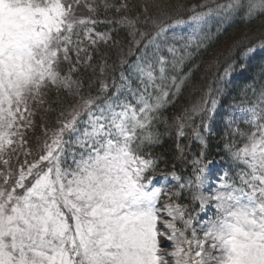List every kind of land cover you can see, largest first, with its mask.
<instances>
[{"label": "snow or ice", "instance_id": "obj_1", "mask_svg": "<svg viewBox=\"0 0 264 264\" xmlns=\"http://www.w3.org/2000/svg\"><path fill=\"white\" fill-rule=\"evenodd\" d=\"M238 7L264 15V0H229L207 12L194 7L184 51L198 42L209 13ZM81 8L89 15L81 14ZM125 8L127 3H121L120 9ZM96 11L93 0H0V264H264V109L250 110L251 131L237 130L243 143L225 144L239 170L218 176L211 191L204 186L214 161L207 159L200 125L192 135L204 147L192 162L191 177L171 193L153 186L149 173L156 161L143 147L158 142L150 131L154 114L184 80L166 74L164 56L155 61L159 77L151 61L134 65L142 89L132 93L134 103L115 92L105 95L109 85L101 83L100 95L81 97L62 111L55 126L45 128L37 148L31 147L28 130L48 90L76 89L78 94L82 82L72 74L86 63L84 55L92 59L85 42L109 39L95 31ZM120 22L134 26L137 21L125 16ZM163 30L140 36L151 44ZM168 51L175 56L178 50ZM182 63L183 57L174 60V70ZM64 64L69 68L62 74ZM121 79H126L123 74ZM208 102L191 109L192 116L202 115L205 130L217 105L213 98L205 107ZM185 118L191 119H177ZM178 128L179 138L185 124ZM177 148L183 151L179 143ZM184 189L192 193L190 204L173 199ZM165 197L168 202L161 205ZM197 202L199 211L215 209L199 229L193 223ZM162 237L171 242L170 252Z\"/></svg>", "mask_w": 264, "mask_h": 264}, {"label": "trees", "instance_id": "obj_2", "mask_svg": "<svg viewBox=\"0 0 264 264\" xmlns=\"http://www.w3.org/2000/svg\"><path fill=\"white\" fill-rule=\"evenodd\" d=\"M125 2L127 8L120 9L121 3ZM226 2L229 0H93L97 6V11L92 14L98 21L95 29L107 30L109 41L113 43H99L94 48L85 46L88 54L90 51L94 52L92 60L90 63H80L76 72L72 74L82 82L84 96L100 95L101 83H106L109 89L105 95L110 96L115 92L120 100L134 103L132 96L134 90H125L123 94L120 92L121 88L117 90V86L121 85V74L128 78L138 91L142 90L141 77L134 65L138 63L146 65L150 60H145L143 57L154 51L151 62L156 69L154 74L159 77V65L155 64V61L159 56H164L167 60L166 74L169 77L175 75L178 79L183 77L184 80L180 91L174 96L170 95L169 102L154 114L155 119L150 131L157 136L158 142L145 145L143 152L150 153L151 158L156 161L155 169L161 172L170 169L177 171L182 178L181 183H185L184 177L190 176L192 156L199 157L204 147L200 140L192 135L193 128L198 125L200 127L197 130L206 143L207 159H219L225 164L227 162L231 170L237 167L225 150V144L235 143L239 146L243 143V138L237 134V130L248 132L252 128L250 124L241 121L236 124L226 121L223 114L227 113L228 107L236 106L249 109L255 107L257 111L264 109V95H262L264 94V15L258 14L259 10L249 15L247 9L241 7L234 10L220 9L217 17L213 11L209 13L206 23L198 32V42L189 45L187 52L184 51V47L192 32L189 26L186 32L180 29L161 32L153 42V46L148 39H142L140 33L154 34L164 25L178 18L192 15L194 7L196 11L207 12L208 8L216 9L217 5ZM246 2L247 0H241L242 4ZM105 4L109 7L106 8ZM125 16L128 19H136V24L129 26L121 23L122 17ZM234 35H237L236 39L229 48L223 50L219 63L204 77L199 75L208 54ZM170 47L178 50L175 56L168 51ZM250 47H256L254 53H247ZM181 57L183 63L179 65L178 71L174 70V60L178 61ZM86 58L87 55H84L83 61H86ZM247 64L250 65L245 67ZM228 67L232 68L226 73L225 69ZM171 91L175 92V89ZM51 95L47 99L51 110L48 115L49 120L56 118L58 112L69 108V104L74 99L62 89L53 92L54 98ZM213 98L217 100V108L219 110L222 108L224 113L218 115L217 110L211 115V118L217 115V125L215 126L216 122L207 120L210 126L205 130L202 126V115L192 116L191 109L194 105L202 104L205 99L209 101L205 107H210L209 103ZM185 115L191 119L179 120L185 124L183 129L185 135L178 138L179 128L176 129L177 134H175V127L169 126L167 122L172 116ZM178 143L183 149L182 152L177 148ZM189 196L190 190H181L180 203L190 204Z\"/></svg>", "mask_w": 264, "mask_h": 264}, {"label": "rangeland", "instance_id": "obj_3", "mask_svg": "<svg viewBox=\"0 0 264 264\" xmlns=\"http://www.w3.org/2000/svg\"><path fill=\"white\" fill-rule=\"evenodd\" d=\"M228 2H226L225 4H227ZM220 11V9H217L215 11V15L217 17V13ZM80 12L81 14L83 15H89L87 9L85 8H81L80 9ZM219 16V15H218ZM188 16L187 17H183V18H178L176 20H184L186 21V23H183V24H176L174 23V21L164 25L162 28L164 29L163 32H167V31H172V30H182L183 31H187V27L188 25L191 23L190 21L187 20ZM96 32H99V33H105L107 34V36L109 37V34L107 32V30H97L95 29ZM237 35H234L232 38H228L226 41H224L221 45L217 46L210 54H208L207 58L203 61V66H201L200 68V74L199 75H202L203 77L205 76V74H207L208 72H210L212 70L213 67H215V65L217 63H219V59L220 57L222 56V53L224 52L223 50L229 48L232 43L234 42V40L236 39ZM75 39V37H74ZM99 43H110L112 44L113 42H110L109 39H107L106 41L105 40H100L98 41L95 45H91V44H88L87 42H85V45L86 47L88 46H92L93 48L98 46ZM154 45V43L152 44V46ZM258 46V45H257ZM256 46V47H257ZM155 49H156V46H154ZM254 47V48H256ZM93 53L94 52H91L89 53V55H91V57H93ZM143 57V56H142ZM154 57V51L152 52V54L150 55H146L144 56L143 58L145 60H150L153 59ZM92 60V59H91ZM86 63H90V61L88 60V56L86 58ZM250 64H247L245 65V67L249 66ZM67 68V70H66ZM68 64H64L62 66V74L64 73H67L68 72ZM101 68L104 69V66L101 65ZM232 67H228L227 70H231ZM246 70V69H245ZM139 73V72H138ZM73 79H76L78 80L76 77H74L72 75ZM126 78V77H125ZM121 85H123V87H121V93L123 94L126 91H131L133 89H136V86L132 84V82L129 81L128 78L126 79H123L121 81ZM57 89L55 87L51 88L48 90V93H47V97H46V103L43 105V107L39 108V109H36L35 110V115L33 117V122H34V127L32 129H29L28 130V139L30 141V145L31 147H33V149H36L37 148V144L38 142H42L43 139H44V131H45V128H48V129H51L53 126H55L56 124V121L57 119L60 117V112H58V116L54 119H51L49 120L48 119V115L50 114L51 110L49 108V96L51 95L52 93V98H54L53 96V92H55ZM64 92H66L67 94H70L73 96V101L69 104V108H67L64 112H67L71 109V107L73 105H76L80 102L81 100V97L83 98H87L88 96H84L82 94V87L80 88L79 90V93L78 94H75L76 93V89H73L72 91H68V90H64L62 89ZM124 90V91H123ZM94 97L97 96L96 94L93 95ZM211 101V100H210ZM52 103V101H51ZM210 104V107H211V102L209 103ZM227 113L224 115V110H222V108L219 110L217 108V105L215 107V109H213L211 115H213L217 110L219 111L218 112V115L219 114H223L224 118L226 119V121H229V122H234L236 124V122L238 121H241L242 123L244 122H247V120L249 119L250 115H251V112L249 108L247 107H243V106H236V107H228L227 108ZM55 113H53L54 115ZM51 115V116H53ZM55 117V116H54ZM178 116H172L171 119L169 120V122H167V124L171 127H175V134L176 133V129L178 130V126L179 124L181 123L178 119ZM209 122H216L215 126L217 125V115L214 116V118H211L209 120ZM208 122V123H209ZM210 126V125H209ZM81 130H83V126H81ZM23 157H20V159H22ZM198 157L196 156H192L191 158V164H192V168H191V171H190V176H187V177H184V180H185V183L186 181L188 180L189 177H191L192 175V172H193V161H195ZM16 160L17 158L16 157H13V160H12V163L13 165L16 164ZM69 160H70V157H69ZM212 161H214V163L211 165V176H210V181L209 183H207L204 188L207 189L208 191H211L216 185L219 184V180L217 179L218 176L220 175H223L224 172H228L229 175H234L239 169L238 167H236L234 169L233 167V170H231V167L228 165V163L226 162L225 163H222L219 159H210ZM175 171L173 170H168V171H162L159 170V169H154L153 172L149 173L150 175H153V177L155 175L159 176V178L157 180L154 179L155 183L153 186H156V187H163L165 189V191L171 193V192H174V191H177L179 190V184L181 183V180L180 181H177L174 179V177L171 175V173H173ZM189 172L187 171V174ZM176 176L179 177V175L177 174V171L175 172ZM204 189H202L203 191ZM192 200V193L190 191V196H189ZM180 196L179 197H173V199L177 202V203H180ZM168 200H167V197H165L164 199H162L160 201V204L163 205L164 203H167ZM183 204V203H181ZM215 212V209L214 207L212 206H206L205 209L203 211H199V203L197 202V204L195 205V216H196V219L193 221L194 223V226L197 227V229H199V227L207 222V220L213 216V213ZM165 215V218L166 217V213L164 214ZM179 227H182V224H178ZM190 234V233H189ZM162 239V246L163 248L166 250V251H171V242L167 241L165 238H161ZM167 259V258H166Z\"/></svg>", "mask_w": 264, "mask_h": 264}]
</instances>
